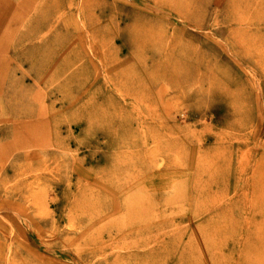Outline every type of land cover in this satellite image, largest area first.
I'll return each instance as SVG.
<instances>
[{"label":"rangeland","instance_id":"374dc122","mask_svg":"<svg viewBox=\"0 0 264 264\" xmlns=\"http://www.w3.org/2000/svg\"><path fill=\"white\" fill-rule=\"evenodd\" d=\"M174 1L0 0V264L240 263L264 207V64L230 0Z\"/></svg>","mask_w":264,"mask_h":264},{"label":"bare ground","instance_id":"6f19581e","mask_svg":"<svg viewBox=\"0 0 264 264\" xmlns=\"http://www.w3.org/2000/svg\"><path fill=\"white\" fill-rule=\"evenodd\" d=\"M198 1H200L201 4H198ZM205 1L206 0H177L176 2L174 1L173 3H175L176 5H181L182 9L184 11L188 12L189 17H192V16L200 14L203 11L202 5ZM219 1H220V3L218 2V0L216 1V7L215 8L218 9L217 12L219 13V15H221L222 10L220 8V5L223 3V0H219ZM261 2L262 3H259V2L257 3V1H253V0H230V2L228 4L226 2L225 11L228 14L230 13V15H232V14L234 15L236 13V15H235L236 18L234 17V19H232V18H230L229 20L227 19L231 23L237 24V27L235 28L234 33L238 32L240 30H243V27L240 28L238 25H241L242 23H244V24H248V26H250V24H251V28L245 27V28H247L245 30L246 31L248 30V33L250 35H252L253 40L251 41V38H249L250 40L248 43L245 40H242L241 43H245L246 45L248 44L250 46L252 45V47H254L253 49H255L254 54L256 55V57H258L260 59V61L258 60L260 62V64L263 65L264 64V24H263V30H260V27L255 25L257 20L259 22L264 23V0H261ZM177 10H178V8H177ZM178 13H179V11H178ZM244 13H248V14H244ZM257 14L260 15L259 18L256 17ZM241 15H243V16L241 17ZM41 26H42V24L36 25L37 28H40ZM159 27H161V26H159ZM141 28H144V26ZM156 29H157V27H156ZM156 29L152 25H150V26L148 25L145 28V30L144 29L142 30L143 32H141V31L139 32V37L137 36L138 37L137 39L139 41L141 40L143 45L148 46V45L155 44L156 47L158 45L159 48H163L164 43L168 39V42H167L168 47L166 48V45H165V47L163 48L162 54L159 55V58H160L159 60L161 61L160 64L161 63L168 64V63H170V61H173V59H175L174 57H171L170 54H172V53L171 52L168 53V50H172L174 47H176V40L174 37H170V38L166 39L167 32L165 31V29H161L159 32H156ZM139 41L138 42L135 41L137 46H141ZM158 42H159V44H158ZM252 47H250V50L252 49ZM262 52H263V54H260ZM182 55L185 56L186 58L189 57V55L186 53H184ZM42 60L43 59H41V61ZM263 67H264V65H263ZM127 68H128V66L125 68V70H127ZM145 70H146L145 68L141 69L142 75H144ZM146 74L148 76H150L148 78H152V75L154 76V73H150L149 71H146ZM163 76H164V74H163ZM247 185L251 188L252 192H254V189H256L255 182H248ZM259 212L261 213V216H262L261 220L258 223L253 222L252 226L244 229V232L246 233L247 239L245 240V243L242 245V247L240 249L241 251L239 253V255H240V261H239L240 263L239 264H260L259 262L264 259V238L260 237L258 234V232L260 233V232L264 231V207H263V209L259 210ZM251 252L255 254V256H254L255 258L248 257L247 253H251ZM260 255H262V257H259Z\"/></svg>","mask_w":264,"mask_h":264}]
</instances>
